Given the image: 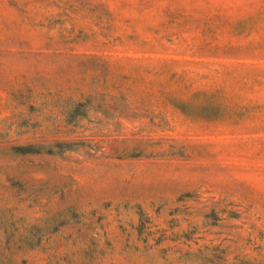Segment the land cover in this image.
Listing matches in <instances>:
<instances>
[{
    "label": "rangeland",
    "instance_id": "obj_1",
    "mask_svg": "<svg viewBox=\"0 0 264 264\" xmlns=\"http://www.w3.org/2000/svg\"><path fill=\"white\" fill-rule=\"evenodd\" d=\"M0 264H264V0H0Z\"/></svg>",
    "mask_w": 264,
    "mask_h": 264
}]
</instances>
